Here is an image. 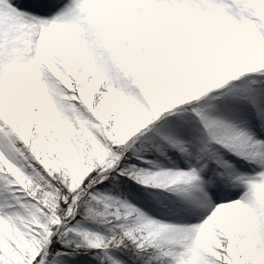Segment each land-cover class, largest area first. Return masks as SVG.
<instances>
[{"label":"snow or ice","instance_id":"obj_1","mask_svg":"<svg viewBox=\"0 0 264 264\" xmlns=\"http://www.w3.org/2000/svg\"><path fill=\"white\" fill-rule=\"evenodd\" d=\"M0 264H264V0H0Z\"/></svg>","mask_w":264,"mask_h":264}]
</instances>
